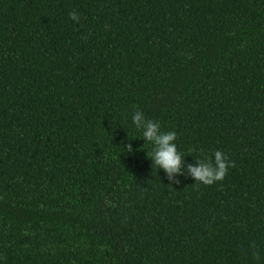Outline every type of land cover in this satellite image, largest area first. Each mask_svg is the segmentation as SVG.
I'll return each instance as SVG.
<instances>
[{
    "label": "trees",
    "instance_id": "obj_1",
    "mask_svg": "<svg viewBox=\"0 0 264 264\" xmlns=\"http://www.w3.org/2000/svg\"><path fill=\"white\" fill-rule=\"evenodd\" d=\"M0 264H264V0H0Z\"/></svg>",
    "mask_w": 264,
    "mask_h": 264
},
{
    "label": "clouds",
    "instance_id": "obj_2",
    "mask_svg": "<svg viewBox=\"0 0 264 264\" xmlns=\"http://www.w3.org/2000/svg\"><path fill=\"white\" fill-rule=\"evenodd\" d=\"M69 19L78 23L81 17L76 12H70ZM132 123L137 130L141 131V138L145 143L152 145L151 152L146 153L147 158L152 161V166L162 170L169 180L174 175L182 174L190 176L196 185L211 186L215 182L223 180L228 169L234 167V162H230L221 151H216L213 154L214 159L197 160L194 164L186 166L184 157L177 151L175 132L161 131L157 122L146 119L140 111L133 114ZM124 151L131 154L133 152L131 144H127ZM185 170L187 174H185ZM173 183L179 184V181H173Z\"/></svg>",
    "mask_w": 264,
    "mask_h": 264
}]
</instances>
